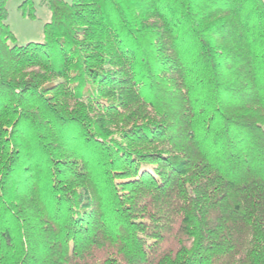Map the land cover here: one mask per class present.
Returning <instances> with one entry per match:
<instances>
[{
	"label": "trees",
	"instance_id": "1",
	"mask_svg": "<svg viewBox=\"0 0 264 264\" xmlns=\"http://www.w3.org/2000/svg\"><path fill=\"white\" fill-rule=\"evenodd\" d=\"M43 2L19 45L0 0V264H264V0Z\"/></svg>",
	"mask_w": 264,
	"mask_h": 264
},
{
	"label": "rangeland",
	"instance_id": "2",
	"mask_svg": "<svg viewBox=\"0 0 264 264\" xmlns=\"http://www.w3.org/2000/svg\"><path fill=\"white\" fill-rule=\"evenodd\" d=\"M24 1L5 0L6 22L15 36V43L19 45L42 41L44 23L50 20V10L43 0H26L28 3L20 6Z\"/></svg>",
	"mask_w": 264,
	"mask_h": 264
}]
</instances>
